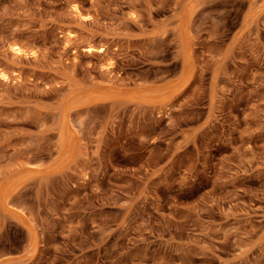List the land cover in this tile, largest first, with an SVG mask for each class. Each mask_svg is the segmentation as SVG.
Masks as SVG:
<instances>
[{
  "label": "rangeland",
  "instance_id": "374dc122",
  "mask_svg": "<svg viewBox=\"0 0 264 264\" xmlns=\"http://www.w3.org/2000/svg\"><path fill=\"white\" fill-rule=\"evenodd\" d=\"M0 264H264V0H0Z\"/></svg>",
  "mask_w": 264,
  "mask_h": 264
},
{
  "label": "bare ground",
  "instance_id": "6f19581e",
  "mask_svg": "<svg viewBox=\"0 0 264 264\" xmlns=\"http://www.w3.org/2000/svg\"><path fill=\"white\" fill-rule=\"evenodd\" d=\"M74 9H75L76 13L79 14V11H78L77 7H74ZM11 47H12V50L15 51V52H21L22 51V49L17 44H13ZM86 50H87L88 53H92L95 49L92 46H87ZM184 62H186V61H184ZM184 65H186V63ZM2 76L5 77L6 74L2 73ZM156 97H158V96H155V98ZM63 136H64V134H63Z\"/></svg>",
  "mask_w": 264,
  "mask_h": 264
}]
</instances>
